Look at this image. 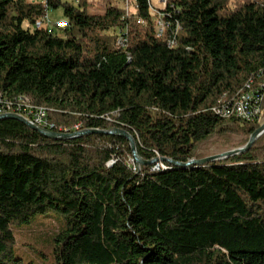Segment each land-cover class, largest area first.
Segmentation results:
<instances>
[{
  "label": "trees",
  "instance_id": "16d2710c",
  "mask_svg": "<svg viewBox=\"0 0 264 264\" xmlns=\"http://www.w3.org/2000/svg\"><path fill=\"white\" fill-rule=\"evenodd\" d=\"M130 5L97 16L87 0H48L69 25L49 31L34 27L42 5L0 0V95L30 97L71 133L122 129L145 162L244 147L261 123L214 111L238 114L264 82V0H168L161 39L150 0ZM160 164H136L122 137L52 141L0 120V264H25L15 229L37 216L56 264H264V135L207 166Z\"/></svg>",
  "mask_w": 264,
  "mask_h": 264
},
{
  "label": "built area",
  "instance_id": "2783aa9c",
  "mask_svg": "<svg viewBox=\"0 0 264 264\" xmlns=\"http://www.w3.org/2000/svg\"><path fill=\"white\" fill-rule=\"evenodd\" d=\"M101 0H87L91 4H98ZM157 1V2H156ZM30 4H40L45 9V15L35 23L36 29L47 28L49 31L54 29H65L69 25L66 21L53 22L48 16L50 10L48 0H28ZM131 0H123L125 8L129 11ZM157 3V4H156ZM151 14L154 17V25L156 37L164 38L167 35V23H170L166 18L165 9L167 8L168 0H150ZM137 23L144 28L141 19ZM170 38H173L172 36ZM170 38L167 43L170 45ZM118 45L124 47L127 45V30H122L118 33ZM263 75V74H262ZM262 75L252 78V85L244 91V99L241 106H239L238 114H230V103L228 105H218L216 113L222 118L235 117L243 122L261 123L264 115L263 100H264V82H262ZM14 114L24 117L35 125L58 133H71L67 129L58 128L49 121V110L45 107L37 106L30 97L15 96L12 99H3V94L0 95V116ZM79 127H76V131ZM112 165V163H110ZM164 165L158 164L155 168H163Z\"/></svg>",
  "mask_w": 264,
  "mask_h": 264
},
{
  "label": "rangeland",
  "instance_id": "374dc122",
  "mask_svg": "<svg viewBox=\"0 0 264 264\" xmlns=\"http://www.w3.org/2000/svg\"><path fill=\"white\" fill-rule=\"evenodd\" d=\"M40 1V0H39ZM64 3L77 4V0H62ZM132 1V0H131ZM157 2V1H156ZM157 4V3H156ZM123 6V0H101L98 4L88 2V10L91 14L102 16L111 6ZM132 10V6L130 5ZM48 16L53 22H64L63 9L50 8ZM264 123V117L261 125ZM234 150V149H233ZM230 150L212 147L210 153L222 154ZM55 230L48 216H37L30 224L19 226L15 229L16 246L15 256L25 264H56L55 256Z\"/></svg>",
  "mask_w": 264,
  "mask_h": 264
},
{
  "label": "water",
  "instance_id": "95a60500",
  "mask_svg": "<svg viewBox=\"0 0 264 264\" xmlns=\"http://www.w3.org/2000/svg\"><path fill=\"white\" fill-rule=\"evenodd\" d=\"M5 119L17 121L25 125L29 129H32L40 133L41 135H43L44 137L52 141H68V140L81 138L87 135H105V136H117V137L125 138L126 140L129 141L130 147L132 149L134 161L139 166H146V165L160 164V163H168L171 166L178 167V168L207 166L215 162H221L224 160H228L231 157L247 153L248 151L252 149L256 141L264 135V123H263L261 127L257 131H255V133L250 137L249 142L244 147H241L238 149L230 150L222 154H218V155H213L205 159H201V160L192 159L191 161L187 163L177 162V161L167 159V158H156L152 161L145 162L138 154L137 145H136V141L134 137L130 133L122 129H113L109 131L99 130V129H89V130L78 131L75 133H58V132H53V131L41 128L35 125L34 123H32L31 121L19 115L7 114V115L0 116V120H5Z\"/></svg>",
  "mask_w": 264,
  "mask_h": 264
},
{
  "label": "bare ground",
  "instance_id": "6f19581e",
  "mask_svg": "<svg viewBox=\"0 0 264 264\" xmlns=\"http://www.w3.org/2000/svg\"><path fill=\"white\" fill-rule=\"evenodd\" d=\"M243 94H244V93H243ZM243 94H242V95H243ZM243 97H244V96H243ZM239 106H241V105L239 104V105L237 106V113H238Z\"/></svg>",
  "mask_w": 264,
  "mask_h": 264
}]
</instances>
